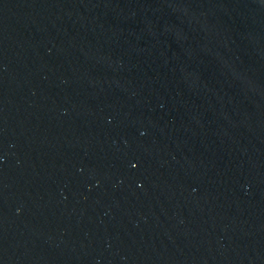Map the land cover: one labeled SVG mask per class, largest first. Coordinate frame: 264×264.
<instances>
[{
  "label": "water",
  "instance_id": "95a60500",
  "mask_svg": "<svg viewBox=\"0 0 264 264\" xmlns=\"http://www.w3.org/2000/svg\"><path fill=\"white\" fill-rule=\"evenodd\" d=\"M0 264H264V0H0Z\"/></svg>",
  "mask_w": 264,
  "mask_h": 264
}]
</instances>
